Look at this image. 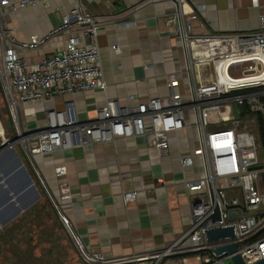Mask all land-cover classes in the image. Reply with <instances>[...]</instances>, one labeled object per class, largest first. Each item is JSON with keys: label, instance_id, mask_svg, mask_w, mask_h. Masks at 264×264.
<instances>
[{"label": "built area", "instance_id": "1", "mask_svg": "<svg viewBox=\"0 0 264 264\" xmlns=\"http://www.w3.org/2000/svg\"><path fill=\"white\" fill-rule=\"evenodd\" d=\"M41 1L45 0H0V88L12 136L0 146L13 153L19 149L29 162L79 257L86 263L227 264L229 253L216 256L209 248L236 242L245 264L263 258L264 234L259 233L264 230V166L257 154L258 135L248 128L256 126V114H264V13L258 14V25L250 31L207 32L201 30L199 19L205 8L202 0H169L174 6L170 33L179 41L183 67L179 73L165 75L164 96L137 100L129 94L125 104L106 97L94 117L86 119L78 116L75 101L68 98L59 108L43 107L42 123L28 129L25 121L35 120L37 104L88 90L105 91L107 86L97 44L103 21L84 9L80 0H73L61 21L43 34L19 39L4 24V6L14 10ZM251 1L258 6V0ZM57 35L65 37L60 51L36 62L25 60L23 53L38 51ZM194 41L202 42L196 54ZM112 49L118 47L112 45ZM177 129L194 132V154L203 172L197 179L184 181L190 208L187 228L164 247L127 260L106 259L91 251L62 209L61 202L71 198L68 185L60 184L57 197L33 157L139 136L158 157H164L169 151V132ZM191 163L190 156L180 159L182 166ZM66 173L64 166L54 168L56 176ZM137 194L134 190L123 196L130 201ZM230 212L236 217L230 219ZM230 224L233 238L206 241L204 229ZM185 254H193L197 262L188 263Z\"/></svg>", "mask_w": 264, "mask_h": 264}, {"label": "crops", "instance_id": "2", "mask_svg": "<svg viewBox=\"0 0 264 264\" xmlns=\"http://www.w3.org/2000/svg\"><path fill=\"white\" fill-rule=\"evenodd\" d=\"M80 1L84 9L103 21L97 44L106 89L37 104L35 120L30 117L25 121L28 129L42 123L43 107L59 108L68 98L75 101L78 116L86 119L94 117L95 109L106 97L125 104L129 94L137 100L164 96L165 75L179 73L183 67L179 41L170 33L169 16L174 6L169 0ZM201 2L205 4L199 13L201 30L207 32L250 31L258 25V14L264 13V0H258V6L252 5L251 0ZM72 5L73 0H45L14 10L6 5L2 17L17 38L27 39L31 34H43L56 26ZM195 29L199 31L200 27ZM64 38L57 35L38 51L23 56L30 63L39 61L60 51ZM112 45L118 50H113ZM193 46L196 54L202 42L194 41ZM5 127L9 131L7 121ZM194 136L190 129L170 131L169 151L164 157H158L145 138L139 136L35 155L33 162L57 197L60 184L68 185L71 198L61 202L62 209L91 251L102 253L106 259L127 260L164 247L189 225L190 208L184 181L203 175L201 161L194 154ZM184 156H190L192 163L182 166L180 159ZM11 157L13 152L0 155L5 164ZM21 164L31 169L26 159ZM57 166L66 168L65 176L54 174ZM23 167L19 169L22 172ZM134 190L138 191L137 197L125 201L123 194ZM186 261L197 262L194 256ZM144 262L151 263L146 260L139 264Z\"/></svg>", "mask_w": 264, "mask_h": 264}, {"label": "rangeland", "instance_id": "3", "mask_svg": "<svg viewBox=\"0 0 264 264\" xmlns=\"http://www.w3.org/2000/svg\"><path fill=\"white\" fill-rule=\"evenodd\" d=\"M6 121H8L6 107L0 88V144L7 136L12 137L5 127ZM248 130L257 137L258 134L254 124H251ZM257 141L259 142V140ZM5 151H8L7 148L3 149L0 146V155ZM14 154V157H11L13 159L10 162L11 164L14 163L13 161H19L20 163L23 160L25 161L24 155L19 149ZM257 154L260 164L264 166V153L261 144L258 146ZM11 164H5L0 161V217L2 219L15 211L13 204L8 202L12 198L9 200L7 198L8 195H11L12 190L7 187L8 190L5 185H10L11 188L16 189L18 188L16 183L18 177L17 181L23 180L20 178V173L11 174L10 170L16 165ZM23 169L25 171L24 176L31 178L30 180L33 182V192L29 193L30 190L25 191L20 196V201L24 204L35 196L37 199L15 217L0 226V264H139L142 262L135 260L118 263H113V261L84 262L75 250L72 241L57 217L50 199L30 167L26 166ZM6 172H9L8 183H6L7 179H5ZM15 178L17 179L15 180ZM14 192L16 194L15 190ZM7 203L8 205H6ZM226 263L231 264L230 260H227ZM143 264H147V262Z\"/></svg>", "mask_w": 264, "mask_h": 264}, {"label": "water", "instance_id": "4", "mask_svg": "<svg viewBox=\"0 0 264 264\" xmlns=\"http://www.w3.org/2000/svg\"><path fill=\"white\" fill-rule=\"evenodd\" d=\"M234 108L236 110L237 106L235 105ZM9 127L10 125L7 122V128ZM215 217L216 218L218 217L217 211H216ZM234 217H236V214L233 212H230L229 218L232 219ZM204 233H205L206 241L208 242L216 241V240L224 239L228 237L233 238V236H235L233 224L204 229ZM236 249H237V244L235 242V243H229L226 245L211 247L209 248V251L212 252L216 256L222 255L224 252L229 253L231 256L230 261L232 264H245L243 260L241 259V257L239 256ZM250 264H264V257Z\"/></svg>", "mask_w": 264, "mask_h": 264}, {"label": "bare ground", "instance_id": "5", "mask_svg": "<svg viewBox=\"0 0 264 264\" xmlns=\"http://www.w3.org/2000/svg\"><path fill=\"white\" fill-rule=\"evenodd\" d=\"M13 151H8V153H12ZM15 155V154H14ZM3 160V158L1 159L0 158V161H2ZM8 160V164H11L10 162L13 160L12 158H8L7 159ZM6 161V160H5ZM14 163H12L11 165H14V164H16L15 166H14V168H12V170H10L11 171V174H21L22 176H21V179H23L22 181L20 180V182L19 181H17L18 179H19V177H18V179L17 178H15V180H16V183H17V187L18 188H16V189H14V188H11L10 187V185L9 186H6L5 185V187L7 188H9V189H11L10 191H11V195H8V200L9 199H11V201H8V202H10L11 204H13L12 206H13V208L15 209V211H13L12 213H10V214H8L7 215V217L6 218H1L0 217V226H2V225H4L6 222H8L10 219H12L13 217H15L17 214H19L23 209H25V208H27L29 205H31L37 198H36V196L35 197H33V198H31V199H29L26 203H24L23 204V202H21L20 201V196L22 195V194H24L25 193V191H29L30 190V192L29 193H32L33 192V182L29 179V178H27L26 176H24V172H22V170H19L20 169V167H22V164L20 163H18V162H15V161H13ZM10 165V166H11ZM12 167V166H11ZM8 171V170H7ZM7 174H5L6 175V178L5 179H7V181H6V183H8V173L9 172H6ZM2 176V175H1ZM19 176V175H18ZM4 177V176H3ZM23 177V178H22ZM7 188V189H8ZM8 189V190H9ZM14 190L16 191V194H14L15 192H14ZM36 190V189H35ZM34 190V191H35ZM13 195H15V196H13ZM7 196V195H6ZM16 197V198H15ZM6 198V199H7ZM10 203H9V205H10ZM6 205H8V203L6 204Z\"/></svg>", "mask_w": 264, "mask_h": 264}, {"label": "trees", "instance_id": "6", "mask_svg": "<svg viewBox=\"0 0 264 264\" xmlns=\"http://www.w3.org/2000/svg\"><path fill=\"white\" fill-rule=\"evenodd\" d=\"M255 119H256V130L258 134L259 145L261 144L264 153V114H256ZM259 234L261 235L264 234V230L261 231ZM185 255L190 256L193 254H185Z\"/></svg>", "mask_w": 264, "mask_h": 264}]
</instances>
